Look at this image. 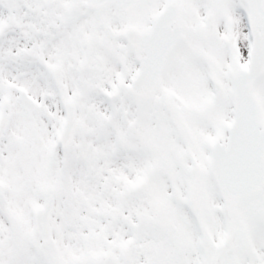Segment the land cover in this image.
<instances>
[{"label": "snow or ice", "instance_id": "snow-or-ice-1", "mask_svg": "<svg viewBox=\"0 0 264 264\" xmlns=\"http://www.w3.org/2000/svg\"><path fill=\"white\" fill-rule=\"evenodd\" d=\"M0 264H264V0H0Z\"/></svg>", "mask_w": 264, "mask_h": 264}]
</instances>
